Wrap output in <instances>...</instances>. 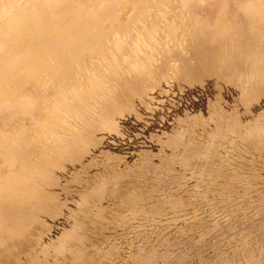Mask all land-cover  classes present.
I'll return each mask as SVG.
<instances>
[{
    "label": "rangeland",
    "instance_id": "obj_1",
    "mask_svg": "<svg viewBox=\"0 0 264 264\" xmlns=\"http://www.w3.org/2000/svg\"><path fill=\"white\" fill-rule=\"evenodd\" d=\"M0 264H264V0H0Z\"/></svg>",
    "mask_w": 264,
    "mask_h": 264
}]
</instances>
